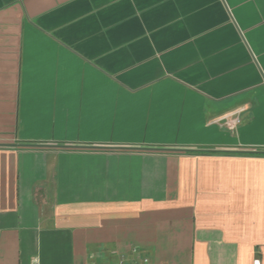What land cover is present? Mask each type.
<instances>
[{
	"label": "crops",
	"instance_id": "obj_1",
	"mask_svg": "<svg viewBox=\"0 0 264 264\" xmlns=\"http://www.w3.org/2000/svg\"><path fill=\"white\" fill-rule=\"evenodd\" d=\"M142 258L264 264V0H0V264Z\"/></svg>",
	"mask_w": 264,
	"mask_h": 264
},
{
	"label": "built area",
	"instance_id": "obj_2",
	"mask_svg": "<svg viewBox=\"0 0 264 264\" xmlns=\"http://www.w3.org/2000/svg\"><path fill=\"white\" fill-rule=\"evenodd\" d=\"M228 125H230V123H228ZM142 262L143 264H147L148 263L147 258H142ZM32 264H38L37 260H33ZM254 264H258V261H256Z\"/></svg>",
	"mask_w": 264,
	"mask_h": 264
},
{
	"label": "rangeland",
	"instance_id": "obj_3",
	"mask_svg": "<svg viewBox=\"0 0 264 264\" xmlns=\"http://www.w3.org/2000/svg\"><path fill=\"white\" fill-rule=\"evenodd\" d=\"M114 264H127V262H122V263H120L119 261H115V262H113ZM99 264H103V263H99Z\"/></svg>",
	"mask_w": 264,
	"mask_h": 264
},
{
	"label": "trees",
	"instance_id": "obj_4",
	"mask_svg": "<svg viewBox=\"0 0 264 264\" xmlns=\"http://www.w3.org/2000/svg\"><path fill=\"white\" fill-rule=\"evenodd\" d=\"M196 153H202V152H200V151H196ZM258 154V153H257Z\"/></svg>",
	"mask_w": 264,
	"mask_h": 264
}]
</instances>
